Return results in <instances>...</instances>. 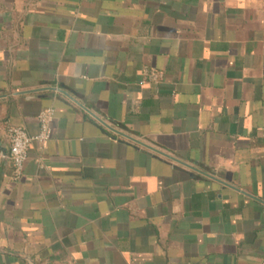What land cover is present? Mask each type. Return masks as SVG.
<instances>
[{"label":"crops","instance_id":"crops-1","mask_svg":"<svg viewBox=\"0 0 264 264\" xmlns=\"http://www.w3.org/2000/svg\"><path fill=\"white\" fill-rule=\"evenodd\" d=\"M0 264H264V0H0Z\"/></svg>","mask_w":264,"mask_h":264},{"label":"built area","instance_id":"built-area-1","mask_svg":"<svg viewBox=\"0 0 264 264\" xmlns=\"http://www.w3.org/2000/svg\"><path fill=\"white\" fill-rule=\"evenodd\" d=\"M52 116V109L43 110L39 114L40 130L35 135H30L22 126H10L8 128L10 140L8 158L12 161L14 169L13 177L15 179L19 178L23 172L32 143H36L39 147H44L51 139L52 128L50 122Z\"/></svg>","mask_w":264,"mask_h":264}]
</instances>
